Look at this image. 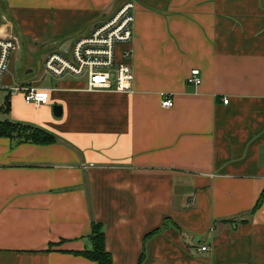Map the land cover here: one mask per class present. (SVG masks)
Returning a JSON list of instances; mask_svg holds the SVG:
<instances>
[{
	"label": "crops",
	"instance_id": "crops-1",
	"mask_svg": "<svg viewBox=\"0 0 264 264\" xmlns=\"http://www.w3.org/2000/svg\"><path fill=\"white\" fill-rule=\"evenodd\" d=\"M124 2L135 41L118 60L132 48L133 93L37 78L34 54ZM0 28L25 53L24 73L10 59L0 84V119L56 138H0V264H98L83 255L93 222L114 264H264V0H0ZM16 84L49 103L11 95Z\"/></svg>",
	"mask_w": 264,
	"mask_h": 264
},
{
	"label": "built area",
	"instance_id": "built-area-1",
	"mask_svg": "<svg viewBox=\"0 0 264 264\" xmlns=\"http://www.w3.org/2000/svg\"><path fill=\"white\" fill-rule=\"evenodd\" d=\"M135 4L122 3L109 17L94 22L86 35L75 38L71 45L60 46L48 53L43 61L44 70L54 78L73 77L85 82L87 92L133 93L135 74L134 52L131 47L121 51L119 46L135 41ZM18 40L11 30L0 28V84L9 70L11 55L18 50ZM200 70H193L188 84L200 86ZM11 95L24 93L25 102L39 108L49 103V91L16 84L9 89ZM228 104L229 100L224 101ZM162 108L171 109L174 102L163 97ZM209 248L204 245L199 252Z\"/></svg>",
	"mask_w": 264,
	"mask_h": 264
},
{
	"label": "trees",
	"instance_id": "trees-1",
	"mask_svg": "<svg viewBox=\"0 0 264 264\" xmlns=\"http://www.w3.org/2000/svg\"><path fill=\"white\" fill-rule=\"evenodd\" d=\"M5 108H1L0 112L9 111V104H4ZM0 138H9L17 142H34L36 144H50L56 141L54 135L34 126L11 122L0 119ZM264 192L260 196L256 209L262 204ZM156 231L154 234H156ZM153 235V234H152ZM92 250L86 251L83 255L98 264H114L111 254L106 250L105 233L100 224L93 222L92 226ZM142 260L139 264H142Z\"/></svg>",
	"mask_w": 264,
	"mask_h": 264
},
{
	"label": "rangeland",
	"instance_id": "rangeland-1",
	"mask_svg": "<svg viewBox=\"0 0 264 264\" xmlns=\"http://www.w3.org/2000/svg\"><path fill=\"white\" fill-rule=\"evenodd\" d=\"M22 46H24V45H22ZM43 53L44 52L42 51L40 54H34L32 57H33V59L35 61V65L38 67V70H39V72L37 73V78H38V75H41V77H42V75H44V78L42 80V83H47V80H49L50 77L47 74L45 75V72L43 70V68H44L43 67V61H44L43 59L45 57ZM16 55H19L20 57L18 58V56H16ZM24 55H25L24 49L21 51V53H13L11 55V59H14L15 62H16V64H15L16 71L22 72V73H24V71H22L23 65H24V62H23L22 58L24 59ZM45 55H47V54L45 53ZM0 92H4V90L2 89V87H0Z\"/></svg>",
	"mask_w": 264,
	"mask_h": 264
},
{
	"label": "water",
	"instance_id": "water-1",
	"mask_svg": "<svg viewBox=\"0 0 264 264\" xmlns=\"http://www.w3.org/2000/svg\"><path fill=\"white\" fill-rule=\"evenodd\" d=\"M54 113H55L56 116H61L62 108L60 106H55L54 107Z\"/></svg>",
	"mask_w": 264,
	"mask_h": 264
}]
</instances>
